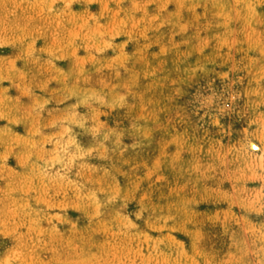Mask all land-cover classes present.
I'll return each instance as SVG.
<instances>
[{
	"label": "rangeland",
	"instance_id": "rangeland-1",
	"mask_svg": "<svg viewBox=\"0 0 264 264\" xmlns=\"http://www.w3.org/2000/svg\"><path fill=\"white\" fill-rule=\"evenodd\" d=\"M0 264H264V0H0Z\"/></svg>",
	"mask_w": 264,
	"mask_h": 264
},
{
	"label": "bare ground",
	"instance_id": "bare-ground-1",
	"mask_svg": "<svg viewBox=\"0 0 264 264\" xmlns=\"http://www.w3.org/2000/svg\"><path fill=\"white\" fill-rule=\"evenodd\" d=\"M251 144V143H250ZM253 148H257L256 145L254 143L251 144Z\"/></svg>",
	"mask_w": 264,
	"mask_h": 264
}]
</instances>
